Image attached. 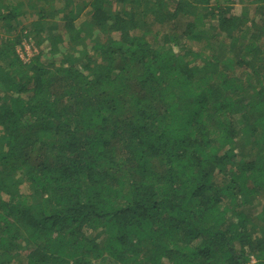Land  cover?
<instances>
[{"label":"trees","instance_id":"trees-1","mask_svg":"<svg viewBox=\"0 0 264 264\" xmlns=\"http://www.w3.org/2000/svg\"><path fill=\"white\" fill-rule=\"evenodd\" d=\"M34 1L60 58L0 37V264H264V0Z\"/></svg>","mask_w":264,"mask_h":264},{"label":"rangeland","instance_id":"rangeland-1","mask_svg":"<svg viewBox=\"0 0 264 264\" xmlns=\"http://www.w3.org/2000/svg\"><path fill=\"white\" fill-rule=\"evenodd\" d=\"M88 1L90 0H72V7L71 8H74L75 6H82L83 4L85 3H88ZM109 2L112 1V0H108ZM9 3H11V5L13 4H17L16 3V0H8ZM37 5H39V3H35L34 0L32 1H25L22 3V9H23V15L20 16L18 19V21H20V24L16 27V29L11 33H5L3 31V29H0V37L2 38H10V39H15V36L17 34H21L23 35L24 33H27V37H24L22 38V40L18 43V44H15L14 46V49L15 51L18 53V56L21 58V59H24L25 57V53L23 49H21L22 46L24 45H29L32 47V52H31V55L36 53L37 52V48L36 46L34 45L36 41H38L40 44V48H42L43 50V53L45 54L44 56L46 57L47 60H51V61H58V59L60 58V56L58 54H55L52 53L51 50H48L50 49V44H51V41H52V33L50 31V27L54 26L55 24L56 25H60L61 22H59L58 20V17L59 16H54L51 12L50 14L47 15L46 17V23L44 22V33L40 36V37H37L35 38L34 35L30 34V24L31 22L35 21L36 19V14L34 13V15L32 14V11L34 9H37ZM244 2H242V0H234L232 2V12L230 13V15H236V16H241L242 15V10L244 9ZM48 6H45V9H47ZM111 8L112 10H118L119 9V6L118 5H114L112 4L111 5ZM254 8V6H253ZM245 10L247 11H250V12H247L246 15L249 17V20L252 19L253 17V10L252 7H249V8H246ZM84 18H81V21L82 24L85 23V22H88L89 19H87V14H85V16H83ZM90 21V20H89ZM209 21V19H208ZM176 24L178 25V27H180V25L183 27L184 25V20H179V21H175ZM207 22V20H206ZM211 24H215L216 21L215 20H212L211 19ZM55 23V24H54ZM249 24V22H248ZM20 27H23L24 29H20ZM148 29H150V27L148 26ZM90 37L92 38H102V32L100 30H98L97 27H93V29L91 30V33L89 35ZM0 38V42H1V39ZM264 38V37H263ZM262 38V39H263ZM90 39H86L85 41H89ZM27 42V43H26ZM201 47H202V43H196L193 45V50L196 51V52H199V54H202L201 52ZM206 48L204 51H203V54L202 55H209L210 53H212V50L208 49V46L206 44ZM191 58L190 55H188L186 57L187 60H189ZM193 64H200V59L199 58H196L193 62ZM232 71H234V73L236 72V76L237 77H240L242 75V77H245L246 76V73H251L252 71H248L246 72V68L245 67H242V68H237V67H234L231 69ZM258 79H260V77L258 76ZM254 81H256V78H254ZM4 96L3 94L0 93V97ZM1 99V98H0ZM0 102H2V100H0ZM237 141V144L236 147H234V151L235 153H237L238 155L242 152V153H248L247 149H245L243 147V137L242 136H237V138L235 139ZM254 152V151H253ZM219 179V178H218ZM264 199V196H260V198L258 199L259 201H262ZM248 216L251 215V214H247ZM250 217V216H249Z\"/></svg>","mask_w":264,"mask_h":264},{"label":"built area","instance_id":"built-area-1","mask_svg":"<svg viewBox=\"0 0 264 264\" xmlns=\"http://www.w3.org/2000/svg\"><path fill=\"white\" fill-rule=\"evenodd\" d=\"M27 43V42H26ZM21 49H23L24 50V52H26L25 53V58L24 59H26V58H28L29 56H31V52H32V47L29 45V47H28V45H24V46H22L21 47Z\"/></svg>","mask_w":264,"mask_h":264}]
</instances>
